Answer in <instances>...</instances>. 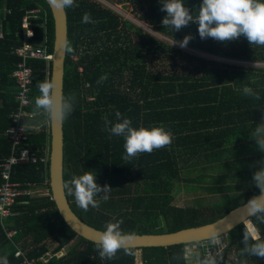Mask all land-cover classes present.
<instances>
[{
	"label": "trees",
	"instance_id": "16d2710c",
	"mask_svg": "<svg viewBox=\"0 0 264 264\" xmlns=\"http://www.w3.org/2000/svg\"><path fill=\"white\" fill-rule=\"evenodd\" d=\"M127 1L138 9L139 22L172 42L187 35L194 39L186 48L172 46L114 10L97 6L96 1L75 0L78 7L67 9L68 47L72 51H67L65 61L64 97L74 95L75 101L73 113L63 121L64 183L91 171L98 185L112 188L107 201L101 200L98 208L88 211L79 208L65 189L68 200L79 217L101 230L107 222L120 219L125 233L171 232L212 222L259 194L254 182L245 189L228 186L230 192L205 209L175 205L176 187L181 179L196 181L202 173L219 171L208 190L221 192L224 180L253 179L259 170L264 152L251 134L264 121V46L251 45L244 36L226 43L202 40L194 22L175 32L161 23L167 14L161 11L160 0H114L113 4ZM201 3L185 0L193 14ZM30 11H34L28 19L33 35L27 38L22 19ZM85 13H90L95 23H83ZM45 32L53 52V18L45 0H0V160L10 153L3 133L11 122L10 114L19 107L12 77L20 60L15 49L25 42L40 45ZM28 65L33 69L28 107L32 117L25 119L31 128L21 147H27L38 161L13 167L11 181L23 192L16 198L14 214L4 220L8 229L16 230L11 239L0 225V257L6 255L9 264H19L22 257L14 255L17 245L35 264H136L137 249L142 251V264L194 262L192 254L185 258L189 244L184 243L131 248L133 255L121 250L114 259H102L96 242L78 235L66 223L50 189V123L35 113V98L40 95L37 83L50 80L52 64L29 59ZM103 75L107 79L98 84ZM245 86L258 92L260 100L244 95ZM116 111L130 118L136 128L163 125L173 133L172 143L124 160L123 137L110 138L103 119L107 116L115 123ZM189 172L200 175L189 176ZM32 189L46 193H25ZM249 219L252 223L246 222L247 226L240 223L222 235L239 253L230 258L226 247L220 264H243L245 260L263 264L256 256L241 255L245 228L252 233L256 229L257 240H264V221ZM64 248L65 254L57 256ZM199 254L202 258L206 255L203 250Z\"/></svg>",
	"mask_w": 264,
	"mask_h": 264
},
{
	"label": "clouds",
	"instance_id": "9594fccd",
	"mask_svg": "<svg viewBox=\"0 0 264 264\" xmlns=\"http://www.w3.org/2000/svg\"><path fill=\"white\" fill-rule=\"evenodd\" d=\"M160 3L161 11L167 14L161 22L162 25L174 28L175 32L194 22L198 25V33L202 40L213 38L226 43L244 36L251 45L264 46V0H202L195 14L185 6V0H160ZM49 4L61 11L78 7L75 0H49ZM82 22L95 23L90 13L83 15ZM192 39H194L193 36L187 35L182 41L174 40L172 46L178 44L181 48H186ZM65 48L67 51H72L67 45ZM106 79L107 76L103 75L97 83H102ZM37 87L40 95L35 98V113L42 114L45 117V123L59 125L73 113L74 95L57 96L54 91L56 84L48 79L38 82ZM243 93L255 100L261 98L258 92L248 86L243 88ZM115 117V123L107 116L103 118L105 130L110 133V138L111 136L123 137L126 153L123 159L126 161L141 153L151 154L154 150L164 148L173 141V133L165 130L163 125L136 128L132 126V120L123 116L121 112L116 111ZM251 139L255 141L258 149L264 152V121L254 128ZM258 163L260 168L253 174V182L258 187L259 194L247 202H242V205L248 216L264 221V161ZM64 187L68 194L74 196L76 205L84 211H88L90 207L98 208L101 200L109 199L108 193L112 190L108 185L103 187L98 185L96 176L91 171L73 176ZM122 224L123 219L106 223L105 230L99 234L96 242V250L100 258L114 259L121 250L127 255L134 254L129 245L136 240V234L123 232ZM247 228L243 233L244 247L241 255L264 259V240L258 241L256 234L249 232ZM188 255L186 250V259ZM216 256H219V253ZM216 256L208 253L202 258L199 253H196L194 264H218ZM173 259H179V257H173ZM0 264H9L6 255L0 257ZM243 264H247V261H243Z\"/></svg>",
	"mask_w": 264,
	"mask_h": 264
},
{
	"label": "water",
	"instance_id": "95a60500",
	"mask_svg": "<svg viewBox=\"0 0 264 264\" xmlns=\"http://www.w3.org/2000/svg\"><path fill=\"white\" fill-rule=\"evenodd\" d=\"M48 4L54 26V42L52 53L51 78L56 84L55 93L64 97L65 61L68 46V17L66 10H58ZM51 149H50V189L52 198L56 203L59 213L66 223L80 236L97 242L99 234L104 231L85 222L72 209L67 197L64 183V129L63 122L59 125L50 123ZM258 195V194H256ZM250 200V199H249ZM248 201V200H247ZM246 201V202H247ZM250 216L247 215L243 205L236 206L224 214L221 218L212 222L181 228L171 232L161 233H135L136 240L129 245L130 248H142L151 246H169L174 244H189L200 242L203 248L211 247V240L227 234V232L240 223H245ZM247 226V225H246Z\"/></svg>",
	"mask_w": 264,
	"mask_h": 264
},
{
	"label": "built area",
	"instance_id": "2783aa9c",
	"mask_svg": "<svg viewBox=\"0 0 264 264\" xmlns=\"http://www.w3.org/2000/svg\"><path fill=\"white\" fill-rule=\"evenodd\" d=\"M34 16V11L28 12L22 19V28L25 30L26 37H32V29L29 28V18ZM36 18V16L34 17ZM45 26V23L43 24ZM15 54L20 57L16 65V69L12 72V77L16 81L17 93L16 101L19 102L18 110L11 114V123L5 131L8 140L12 145L11 154L0 162V175L3 182L0 184V216L12 214L9 207L14 204L16 198L21 194L18 190V184L10 180L11 168L18 163L27 161L36 162L38 157L30 153L27 148L21 147L17 149L23 141L27 140L29 126L24 123V119L31 118L28 107L31 105L29 98L30 86L32 83L33 69L28 65L29 59H44L47 62L52 60V52L48 48V36L45 32L44 38L40 45L33 46L29 43H24L21 47L15 49ZM45 161L46 158H42ZM15 231H6L7 237H11ZM208 248H203V251L210 253ZM15 256L22 257L19 264H35L34 259L26 257L25 252L21 249H16Z\"/></svg>",
	"mask_w": 264,
	"mask_h": 264
},
{
	"label": "rangeland",
	"instance_id": "374dc122",
	"mask_svg": "<svg viewBox=\"0 0 264 264\" xmlns=\"http://www.w3.org/2000/svg\"><path fill=\"white\" fill-rule=\"evenodd\" d=\"M127 7L131 9L130 5ZM112 8L120 17H122V19L124 20L127 19L133 23L137 22V21L134 22L132 20L133 15L129 11H125V9H123L122 6L117 5V6H112ZM136 24L140 26V28L143 29L144 31L148 33L150 32L162 40L173 43L171 40L165 38L163 35L159 34L156 30L151 28L149 24L142 22H137ZM217 172L219 171H208V175L202 173L201 174L202 178L196 181H190V180L185 181L184 179H181L179 181L178 186L176 187L177 194H175L174 204L178 206H194L197 208L205 209L206 206H210L215 201H219L220 195L229 193L230 189L227 188L228 186L231 187L239 186L242 189H245L246 186L248 185L250 186L251 184H253V179H250L249 177H243L237 182H235L236 180L231 181L230 179L228 180L226 179L223 182H221V184L224 186L221 192H212L208 190V186L215 183L212 177L216 176ZM196 175H200V174L189 172V176H196ZM44 193H46V190L32 189L30 190L29 195H40ZM253 233H255L256 237H258V232L256 229H254ZM211 244H212L211 247H209L208 250L206 251L210 250V253L213 256H216V254L219 253V256H216L218 260V264L221 263V257L226 252L225 251L226 247H227V254L230 258H234L236 254L239 253L235 245L232 246L229 244V240L227 239L226 236L225 237L219 236L212 239ZM186 250L188 251L189 254L195 256V254L200 253V251L203 250V248L200 243H195L185 246V251ZM65 252L66 249L64 248L62 251L58 252L57 256L61 254H65ZM49 253L51 254L50 250L49 252H47V255H49ZM135 262L136 264H142L141 249H137L135 251ZM189 264H194V262H190ZM263 264H264V259H263Z\"/></svg>",
	"mask_w": 264,
	"mask_h": 264
},
{
	"label": "flooded vegetation",
	"instance_id": "af4514ba",
	"mask_svg": "<svg viewBox=\"0 0 264 264\" xmlns=\"http://www.w3.org/2000/svg\"><path fill=\"white\" fill-rule=\"evenodd\" d=\"M86 1H88L90 3H95V1H96L97 6L103 8V9H111V10H113L112 6H117V5L122 6L123 9H125V11H129L133 15V17L132 16L131 17H132V20L134 22H136V21L139 22V19L137 17L138 9L136 8L135 4L132 3L131 1L123 2L121 4H113L114 0H86ZM129 5L131 6V9H129V7H127ZM141 5H142V7H144V2L143 1H142ZM67 9H65V10H66L67 17H68ZM141 22L144 23L143 21H141Z\"/></svg>",
	"mask_w": 264,
	"mask_h": 264
},
{
	"label": "crops",
	"instance_id": "0c3cea01",
	"mask_svg": "<svg viewBox=\"0 0 264 264\" xmlns=\"http://www.w3.org/2000/svg\"><path fill=\"white\" fill-rule=\"evenodd\" d=\"M25 34V33H24ZM0 37H2V35L0 36ZM25 37H26V35H25ZM28 38V37H27ZM26 43V42H25ZM15 83H16V81H15ZM4 90V89H3ZM16 93H17V91H16ZM16 99V98H15ZM1 105V104H0ZM13 113H15V112H13ZM30 113V112H29ZM12 114V113H11ZM11 114H10V117H11ZM28 118V117H27ZM11 123V122H10ZM24 123L27 125V126H29V124L26 122V120L24 119ZM10 125V124H9ZM8 128V127H7ZM6 128V129H7ZM30 126H29V133H30ZM6 131V130H5ZM5 131H4V135H5V137L7 138V140H8V137L6 136V134H5ZM28 133V134H29ZM8 142L10 143V141L8 140ZM23 142H25V141H23ZM20 146V148H21V145H19ZM23 147V146H22ZM19 148V149H20ZM24 148H27V147H24ZM18 149V148H17ZM28 149V148H27ZM11 150H12V145H11V143H10V153H9V155L11 154ZM8 155V156H9ZM7 156V157H8ZM6 157H4V158H2L1 160H0V162L3 160V159H5ZM14 167V166H13ZM13 167L11 168V172H10V180H11V177H12V173H13ZM3 182V180H2V178H1V175H0V184ZM13 182V181H12ZM17 184V183H16ZM20 191V193H22L23 191H21V190H19ZM26 191V190H25ZM24 191V192H25ZM30 192V191H29ZM29 192H25V193H27V194H29ZM15 203V202H14ZM13 206H14V204L13 205H11L10 207H9V210L12 212V214H9V215H13L14 214V212H13V210H12V208H13ZM9 215H7V216H0V225H1V228H2V230L4 231V233H5V235L7 236V234H6V231H15L14 232V234L16 233V230L15 229H8L6 226H5V223H4V220L9 216ZM13 234V235H14ZM9 239H11L10 237H9ZM16 247V249H21L19 246H15ZM22 250V249H21ZM23 251V250H22ZM24 252V251H23Z\"/></svg>",
	"mask_w": 264,
	"mask_h": 264
},
{
	"label": "bare ground",
	"instance_id": "6f19581e",
	"mask_svg": "<svg viewBox=\"0 0 264 264\" xmlns=\"http://www.w3.org/2000/svg\"><path fill=\"white\" fill-rule=\"evenodd\" d=\"M246 222H248V221H246Z\"/></svg>",
	"mask_w": 264,
	"mask_h": 264
}]
</instances>
